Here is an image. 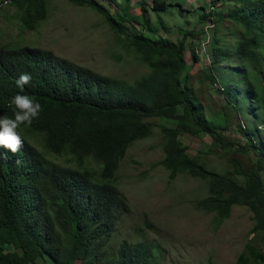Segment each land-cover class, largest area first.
I'll use <instances>...</instances> for the list:
<instances>
[{
  "label": "trees",
  "instance_id": "16d2710c",
  "mask_svg": "<svg viewBox=\"0 0 264 264\" xmlns=\"http://www.w3.org/2000/svg\"><path fill=\"white\" fill-rule=\"evenodd\" d=\"M102 16L113 32L119 54L133 58L147 70L133 80L103 74L23 38L0 44V116L14 118L8 104L17 93L35 97L42 112L31 126L18 132L23 148L13 154L0 149V264H158L156 246L123 239L112 250L109 243L117 222L129 210L117 186V170L126 150L135 141L161 135L163 156L156 164L168 171L206 182L207 194L195 200L198 209L213 213L218 223L235 205L252 212L251 233L264 243V0H234L222 14L199 6L201 19L227 17L239 29L234 42L222 44L214 36L213 58L206 78L219 84L227 102L237 111V131L246 147L227 142L218 132L224 115L206 117L188 82L186 40L198 30L183 28L180 39L155 35L164 24L163 13H178L181 0H138L139 14L131 12L132 0H109L111 12L100 0H67ZM17 7V18L27 31H37L48 16V0H0ZM193 59H197L192 49ZM21 73L32 80L24 91L15 85ZM165 117L174 126L147 120ZM208 133L212 141L237 153H254L246 166L238 158L230 169L211 170L192 156L178 138L181 133ZM237 145L238 148L233 146ZM247 148V150H246ZM239 262L264 264V252L247 244ZM46 261V260H45ZM47 263V262H46ZM48 264V263H47Z\"/></svg>",
  "mask_w": 264,
  "mask_h": 264
},
{
  "label": "rangeland",
  "instance_id": "374dc122",
  "mask_svg": "<svg viewBox=\"0 0 264 264\" xmlns=\"http://www.w3.org/2000/svg\"><path fill=\"white\" fill-rule=\"evenodd\" d=\"M100 1L111 12L117 10L109 4V0ZM146 1L152 3V0ZM132 2L131 12L139 14L140 9L135 4L138 0ZM181 2L179 15L175 11L161 14L164 24H158L157 16L153 15L152 22L157 25L155 35L177 42L181 37L179 27H195L198 30L187 38L185 51L193 97L200 103L206 117L224 115L227 123L218 132L227 142L246 147L245 139L237 131V122L240 121L237 111L227 102L220 85L205 77L213 58L214 36L221 38V45L232 44L234 31L239 27L227 17L220 20H216L215 16L201 19L204 12L197 11V8L204 6L207 12L211 9L209 0ZM48 6L45 21L37 31L30 32L18 20L17 7L3 4L0 9V44L23 38L26 43L50 49L103 74L128 80L147 70L137 60L119 54L113 32L93 9L73 5L67 0H48ZM236 6L234 0H225L217 4V9L225 15ZM192 49L197 59H193ZM147 120L169 126L176 124V120L165 117ZM260 127L264 137V123ZM178 138L187 146L190 155L198 156L211 170L230 169L228 160L231 157L238 158L246 166L255 160L254 153H235L226 146L214 143L206 132L196 135L184 132ZM161 141L159 129L155 127L152 135L129 146L119 163L117 186L126 196L129 210L117 222L109 250L127 239L155 245L158 264H255L239 262L241 253L248 257L247 244L264 252L260 235L251 233L252 212L246 206L235 205L230 216L218 223L213 213L198 209L195 200L207 194L206 182L185 174H178L170 180L168 171L156 164L163 156ZM237 145L233 147L238 148ZM262 175L264 178V173ZM45 260L38 259L36 263L50 264L49 260ZM73 264H79V261Z\"/></svg>",
  "mask_w": 264,
  "mask_h": 264
},
{
  "label": "clouds",
  "instance_id": "9594fccd",
  "mask_svg": "<svg viewBox=\"0 0 264 264\" xmlns=\"http://www.w3.org/2000/svg\"><path fill=\"white\" fill-rule=\"evenodd\" d=\"M32 80L30 73H21L15 79V85L24 91L25 85ZM8 107L13 110L14 118L6 114L0 116V149L13 154L19 152L24 146V140L17 131L21 125L31 126L42 112L41 103L33 96L17 93L11 98Z\"/></svg>",
  "mask_w": 264,
  "mask_h": 264
}]
</instances>
